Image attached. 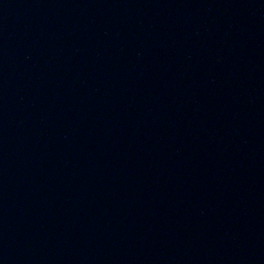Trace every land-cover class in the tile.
Here are the masks:
<instances>
[{
	"label": "water",
	"instance_id": "95a60500",
	"mask_svg": "<svg viewBox=\"0 0 264 264\" xmlns=\"http://www.w3.org/2000/svg\"><path fill=\"white\" fill-rule=\"evenodd\" d=\"M0 264H264V0H0Z\"/></svg>",
	"mask_w": 264,
	"mask_h": 264
}]
</instances>
